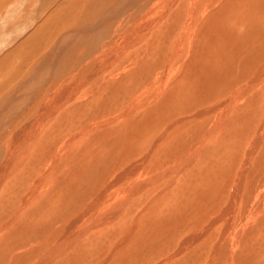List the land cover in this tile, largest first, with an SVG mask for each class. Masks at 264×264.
<instances>
[{
  "label": "rangeland",
  "instance_id": "obj_1",
  "mask_svg": "<svg viewBox=\"0 0 264 264\" xmlns=\"http://www.w3.org/2000/svg\"><path fill=\"white\" fill-rule=\"evenodd\" d=\"M263 122L264 0H0V264H264Z\"/></svg>",
  "mask_w": 264,
  "mask_h": 264
},
{
  "label": "bare ground",
  "instance_id": "obj_2",
  "mask_svg": "<svg viewBox=\"0 0 264 264\" xmlns=\"http://www.w3.org/2000/svg\"><path fill=\"white\" fill-rule=\"evenodd\" d=\"M196 5V4H195ZM202 5V4H201ZM215 5V4H214ZM211 6V5H210ZM201 7V6H200ZM214 7V6H213ZM197 11V10H196ZM207 11V10H206ZM213 15V14H212ZM200 17V16H199ZM193 17H191V19H192ZM158 21V20H157ZM156 21V22H157ZM159 22H160V20H159ZM189 22H192V21H189ZM196 23V22H195ZM194 25V24H193ZM151 24L148 26V27H146L145 28V31L144 32H147V33H149L150 31V29H151ZM188 28V27H187ZM192 28H193V26H192ZM191 28V29H192ZM195 28V27H194ZM190 30V29H189ZM193 31V30H192ZM215 35H217V33L215 34ZM201 36V35H200ZM222 43V42H221ZM190 44V43H189ZM224 49V48H223ZM230 49V48H229ZM237 53V52H236ZM237 57V56H236ZM235 57V58H236ZM240 57V56H239ZM242 60V59H241ZM225 61V60H224ZM239 61V60H238ZM216 70V69H215ZM208 71V70H207ZM225 71V70H224ZM222 72V71H221ZM262 72V71H261ZM258 73V72H257ZM260 73V72H259ZM262 75H263V73H262ZM256 82V81H255ZM252 83L254 84V81L253 82H251L250 84H249V87L252 85ZM229 90V89H228ZM241 90H242V88H241ZM251 90V88H249V91ZM253 90V89H252ZM234 91V90H233ZM232 91V92H233ZM245 91V90H244ZM248 91V90H247ZM237 92V91H236ZM217 93V92H216ZM241 93V92H240ZM240 93H238V94H235L234 95V97H232L229 101H228V103L225 105V111H223L224 113H223V115H221L222 116V118H220L219 120H218V122L212 127V131L213 130H221L220 128H222L223 126H225V124L227 123V122H229V120H230V117H232V116H230L231 115V110L233 109V107H234V105H236V102L235 101H237V98L239 97L238 95L240 94ZM248 93V92H247ZM242 94V93H241ZM244 94V93H243ZM243 94H242V97H243ZM64 95V94H63ZM241 97V96H240ZM208 98V97H207ZM206 98V99H207ZM62 99V98H61ZM69 99H71V97L70 96H68V95H66L65 97H63V100H64V103L65 102H67V101H69ZM218 99H220V98H218ZM242 99V98H241ZM209 100V99H208ZM216 103V102H215ZM131 108V107H130ZM235 110V109H234ZM54 111H56V110H54ZM243 114V113H242ZM245 114V113H244ZM236 115V114H235ZM238 115V114H237ZM208 116V115H207ZM206 116V117H207ZM228 117V118H227ZM235 117H237V116H235ZM249 117V116H248ZM234 118V117H233ZM247 118V117H246ZM47 119V118H46ZM263 121V120H262ZM241 122H244V121H241ZM240 122V123H241ZM103 123V122H102ZM101 123V124H102ZM232 123H234V122H232ZM246 123V122H245ZM260 123V122H259ZM264 123V122H263ZM116 124V123H115ZM243 124V123H242ZM261 124V123H260ZM103 125H105V124H103ZM239 125V124H238ZM244 125V124H243ZM264 125V124H263ZM98 126H101V125H99L98 124ZM232 126V125H231ZM259 126V125H258ZM95 127V126H94ZM227 127H229V125L227 126ZM176 128H177V126H176ZM35 129V128H34ZM261 129V128H260ZM262 130V129H261ZM211 131V132H212ZM32 131H30L29 133H31ZM92 132V131H91ZM262 135V134H261ZM260 135V136H261ZM30 137V136H29ZM31 137H32V135H31ZM166 140V139H165ZM168 140V139H167ZM257 142V141H256ZM64 145V144H63ZM254 150V149H253ZM197 151V150H196ZM196 151H194L195 153H194V155L190 158V160H192V158H195V156L197 155V152ZM14 157V156H13ZM149 157V156H148ZM9 159H12V158H9ZM58 159V158H57ZM189 159V158H188ZM183 161V160H182ZM185 161V160H184ZM194 162V161H193ZM184 163H186V162H184ZM141 164V163H140ZM177 164H178V162H177ZM182 166V165H181ZM136 167V166H135ZM176 168H178V167H176ZM184 170V169H183ZM181 171V170H180ZM47 173H50V172H47ZM7 176H5V178H6ZM5 178H3V179H5ZM4 181V180H3ZM153 181L151 180V179H148V180H145V181H143V184H141L142 186H139V187H135V188H133L132 190H131V192L129 191V194H127V197H129V196H131V195H133V196H135V194H138L141 190H143V188L146 186V185H148L149 183H152ZM141 183V182H140ZM139 183V184H140ZM40 185H41V183H40ZM38 191V190H37ZM35 195V194H34ZM33 196V195H32ZM233 196V195H232ZM34 197V196H33ZM36 197V196H35ZM126 197V198H127ZM133 198V197H132ZM33 199V198H32ZM125 201H127V199L126 200H124V201H120L119 203H117L116 205H114V206H112L110 209H109V211L107 210V212H105L104 213V216L102 217V219L100 218L99 220L100 221H98V222H95L94 224V226H99V225H101L102 223H111V220H116V218L118 217V216H120V214H121V212H122V210L124 209V206H125ZM100 202V201H99ZM129 202V201H128ZM262 205V204H261ZM260 214V213H259ZM257 216V215H256ZM258 217V216H257ZM206 218V217H205ZM207 219V218H206ZM99 224V225H98ZM108 225V224H107ZM201 225V224H200ZM248 225V224H247ZM246 225V226H247ZM92 226V225H91ZM198 226V225H197ZM196 226V227H197ZM89 230H90V228H89ZM89 230H88V232H89ZM95 230V229H94ZM96 230H98L97 229V227H96ZM210 231V230H209ZM90 233H92L91 231H90ZM203 233V232H202ZM236 233V232H235ZM259 233V232H258ZM83 236H84V234H82ZM235 236H236V234H234ZM82 236V237H83ZM201 236V235H200ZM248 236V235H247ZM74 236H71V238H68V239H64V241L61 243V245H59L58 247H61V246H67L66 244H68V246H70V244L72 243V238H73ZM196 237H199V235H194V237L192 238V242L194 241V240H196L195 238ZM75 238V237H74ZM198 239V238H197ZM70 243V244H69ZM239 246V245H238ZM232 247H233V251L235 252V250L236 249H238V247H237V245L236 246H234L233 244H232ZM187 248V247H186ZM185 248V249H186ZM64 249V248H63ZM66 249V248H65ZM180 250V249H179ZM178 250V251H179ZM232 251V252H233ZM181 252V251H180ZM180 252H178V254H180ZM238 252V251H237ZM216 253H217V251H216ZM235 254H237L236 252H235ZM230 256V255H229ZM241 256V255H240ZM141 257V256H140ZM234 257V256H233ZM243 257V256H242ZM245 258V257H244ZM238 259V258H237ZM169 260H166V261H163V263L162 264H166L167 262H168ZM235 261H236V259H235ZM241 261H243V260H241ZM212 262V261H211ZM239 262V261H238ZM230 263L231 264H236L237 263V261H236V263H234V261H230ZM242 263V262H241ZM248 263V262H247ZM251 263H252V261H251ZM215 264V263H214ZM229 264V263H228ZM238 264H240V263H238ZM243 264V263H242Z\"/></svg>",
  "mask_w": 264,
  "mask_h": 264
}]
</instances>
